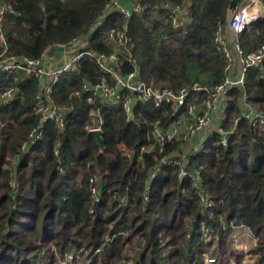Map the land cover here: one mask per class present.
Instances as JSON below:
<instances>
[{
    "label": "trees",
    "instance_id": "1",
    "mask_svg": "<svg viewBox=\"0 0 264 264\" xmlns=\"http://www.w3.org/2000/svg\"><path fill=\"white\" fill-rule=\"evenodd\" d=\"M112 1L3 0L12 8L3 20L8 53L38 59L57 44L87 36ZM140 1L143 11L128 24L118 14L105 19L87 38L88 48L114 55L117 47L107 33L117 23L121 31L128 26L122 51L131 61L110 62V68L123 76L135 70V59L143 80L158 87L224 82L227 60L215 35L229 24L234 0ZM168 6L188 12L190 20L175 27L173 19L181 17ZM239 39L247 53L259 49L264 22ZM104 76L111 78L106 66L89 59L66 74L54 95L69 112L65 128L49 121L43 139L29 150L24 146L41 122L34 111L39 81L5 76L0 82L20 89L1 109L0 264H243L230 247L243 226L258 239L256 264H264V126L241 118L228 146L213 133L196 157L189 156L182 181L180 167L162 164L183 152L182 139L161 152L155 136L157 128L177 121L170 107L139 104L129 122L122 106L106 108L96 99L105 119L101 150L88 129L94 108L87 93H74ZM247 80L249 103L264 111L260 70L249 69ZM230 96L234 126L242 116V92L234 88Z\"/></svg>",
    "mask_w": 264,
    "mask_h": 264
},
{
    "label": "built area",
    "instance_id": "2",
    "mask_svg": "<svg viewBox=\"0 0 264 264\" xmlns=\"http://www.w3.org/2000/svg\"><path fill=\"white\" fill-rule=\"evenodd\" d=\"M239 6L233 11L229 24L225 27L221 26L215 35L218 50L227 60L224 82L218 85L196 82L174 90L158 87L153 83L147 84L141 76L135 59L132 60L135 70L126 76L110 68V62L118 64L121 59L131 61L122 51V46L129 41L126 36L128 26L121 31L118 30L117 23H113L108 30L109 41L115 43L117 47L111 57L88 48L87 38L103 25L105 19L118 14L125 16L128 24L134 13L142 12L143 6L140 0H130L128 4H124L121 0H113L106 6L104 18L91 28L87 36L75 38L69 43L57 44L46 50L38 59L8 53L3 20L12 8L6 7L3 0H0V45L4 47L0 52V82L5 76H15L16 81L23 76L33 77L39 81L34 111L41 116V122L32 131L30 141L24 146V150H29L43 139L49 121H54L61 130L65 128L69 112L58 106L54 96L55 91L66 74L80 70L83 61L88 59L105 65L106 72L111 74L110 80L104 76L97 82H85L82 91L74 93L76 97H80L82 92L87 93L86 101L94 108V123L88 128L89 131H103L105 125L102 108L96 106V99H100L102 106L106 108L122 106L129 122L135 120V111L139 104H152L158 109L170 107L178 119L168 128H157L155 134L157 132L159 135L156 140L160 151L163 152L168 142L175 138L182 139L183 152L164 159L162 164L178 166L183 174H187L186 164L189 156L196 157L213 133L219 134L221 143L228 146L229 136L238 127L241 118H245L254 127L264 126V111L257 110L249 103L246 91L249 69H259L261 78L264 79V44L256 51L247 53L239 39L242 33L254 26L253 22L264 18V6L259 0H244ZM171 10L173 14L181 17V20L177 16L173 19L175 27L190 20L189 13L183 12L179 7ZM234 88L242 92V116L236 119L232 126L228 120V111L230 91ZM19 93L20 89L15 84L8 87L0 86V132L1 109L5 104L15 101ZM160 168L153 172V179L159 175ZM210 261L213 264L216 262L214 259Z\"/></svg>",
    "mask_w": 264,
    "mask_h": 264
},
{
    "label": "rangeland",
    "instance_id": "3",
    "mask_svg": "<svg viewBox=\"0 0 264 264\" xmlns=\"http://www.w3.org/2000/svg\"><path fill=\"white\" fill-rule=\"evenodd\" d=\"M257 245L258 239L247 227L243 226L236 230V234L232 239L230 247L238 252L240 256H243V264H256L259 257L255 251ZM204 264L213 263L210 261V259H206ZM214 264H218V261H216Z\"/></svg>",
    "mask_w": 264,
    "mask_h": 264
},
{
    "label": "water",
    "instance_id": "4",
    "mask_svg": "<svg viewBox=\"0 0 264 264\" xmlns=\"http://www.w3.org/2000/svg\"><path fill=\"white\" fill-rule=\"evenodd\" d=\"M244 0H234V8H233V11L238 8V6L243 2ZM261 22H264V18L261 19V21H256V22H253L252 25H256V24H259ZM91 134H93L96 138H97V142L98 144L100 145L101 147V150L104 151L105 149V141H104V138H103V131L101 130H97V131H92L90 132ZM156 137H158V133L156 132ZM185 178V174H182L181 175V179L182 181L184 180Z\"/></svg>",
    "mask_w": 264,
    "mask_h": 264
}]
</instances>
